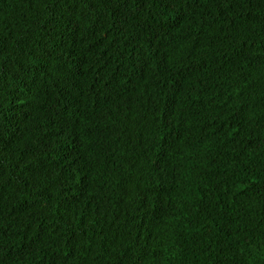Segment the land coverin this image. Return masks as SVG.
<instances>
[{
	"label": "trees",
	"instance_id": "1",
	"mask_svg": "<svg viewBox=\"0 0 264 264\" xmlns=\"http://www.w3.org/2000/svg\"><path fill=\"white\" fill-rule=\"evenodd\" d=\"M0 264H264V0H0Z\"/></svg>",
	"mask_w": 264,
	"mask_h": 264
}]
</instances>
